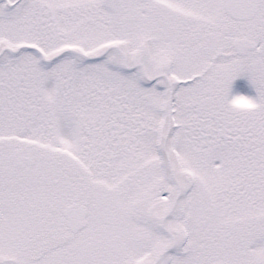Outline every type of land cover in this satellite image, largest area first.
Wrapping results in <instances>:
<instances>
[{"label":"snow or ice","instance_id":"6c2138e0","mask_svg":"<svg viewBox=\"0 0 264 264\" xmlns=\"http://www.w3.org/2000/svg\"><path fill=\"white\" fill-rule=\"evenodd\" d=\"M0 264H264V0H0Z\"/></svg>","mask_w":264,"mask_h":264}]
</instances>
